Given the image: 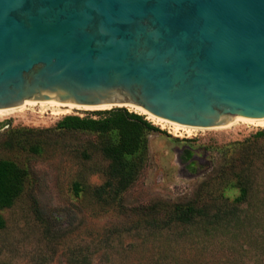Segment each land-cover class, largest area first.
Wrapping results in <instances>:
<instances>
[{"label":"water","instance_id":"95a60500","mask_svg":"<svg viewBox=\"0 0 264 264\" xmlns=\"http://www.w3.org/2000/svg\"><path fill=\"white\" fill-rule=\"evenodd\" d=\"M27 100L264 118V0H0V109Z\"/></svg>","mask_w":264,"mask_h":264},{"label":"rangeland","instance_id":"374dc122","mask_svg":"<svg viewBox=\"0 0 264 264\" xmlns=\"http://www.w3.org/2000/svg\"><path fill=\"white\" fill-rule=\"evenodd\" d=\"M34 108L0 120V161H13L29 173L23 193L0 210V264H264V213L260 221L245 219L236 228L196 223L151 231L142 224L151 208L159 218L166 205L193 200L213 183L210 176L223 163L228 169L234 151L227 147L264 128L244 124L176 134L143 115L159 131L149 136V158L137 180L121 186L111 180L102 149L114 138L82 131L40 132L68 115L96 117V111L110 109L57 117ZM37 145L40 152L32 150ZM256 148L245 167L250 165L248 173L260 185L264 136ZM260 189L249 213L264 200V186Z\"/></svg>","mask_w":264,"mask_h":264},{"label":"trees","instance_id":"16d2710c","mask_svg":"<svg viewBox=\"0 0 264 264\" xmlns=\"http://www.w3.org/2000/svg\"><path fill=\"white\" fill-rule=\"evenodd\" d=\"M95 115L96 117L68 115L58 121L55 127L40 132L82 131L95 133L102 138H114V142L104 143L102 147L109 160L111 180L121 186L133 184L148 161L149 136L159 131V128L143 115L129 112L125 108L96 111ZM263 136L264 130H260L250 139L231 143L227 149L233 148L234 154L230 157L228 169L225 165L227 163H223L221 168L210 176L213 183L203 186L189 202L166 205L159 218L154 215L155 207L151 208V216L144 218L142 222L145 228L159 231L196 223L204 224V228H229L232 224L236 228L244 226L247 220L260 221L264 213V200L254 205L253 213H249L248 209L253 197L261 194L260 186L264 184L258 185V179L250 176V165L245 167V161L249 155L256 154V144ZM32 150L40 152L41 149L37 145L33 146ZM28 174L26 169L13 161H0V210L11 206L23 193ZM75 187L79 189V183H76ZM232 192H237L234 198L230 195ZM3 227L4 221L0 217V229Z\"/></svg>","mask_w":264,"mask_h":264},{"label":"bare ground","instance_id":"6f19581e","mask_svg":"<svg viewBox=\"0 0 264 264\" xmlns=\"http://www.w3.org/2000/svg\"><path fill=\"white\" fill-rule=\"evenodd\" d=\"M34 107H40L43 110V112L45 110H51L52 115L57 116V117L72 113L76 110L77 111H87V110H95V109L102 110V109H112L114 107H119V108L125 107V108H129L133 112L146 116L150 121L154 122L157 125H160L162 128H166V127L170 128L176 134L182 131H184L186 134H191L192 132L194 133V131L196 132L199 129H205L201 127L187 126V125H182V124L175 123L172 121H168L166 119H162V118L156 117L155 115H152L151 113H148L145 109L141 107H136V106L128 105V104L81 106V105H76L74 103L62 102V101L46 102V101H37V100H27L25 103H23L20 106L8 108V109H0V120L11 117L18 113H23L27 110L33 109ZM244 124L252 125L254 127L264 128V118L253 119V118L237 116L233 118L225 126H221L217 128H209V129H225V128H232L237 125H244ZM182 133L180 135H183Z\"/></svg>","mask_w":264,"mask_h":264}]
</instances>
